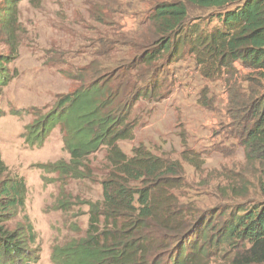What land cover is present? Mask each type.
<instances>
[{
	"label": "trees",
	"instance_id": "obj_1",
	"mask_svg": "<svg viewBox=\"0 0 264 264\" xmlns=\"http://www.w3.org/2000/svg\"><path fill=\"white\" fill-rule=\"evenodd\" d=\"M21 1L0 0V29L13 53ZM129 1L89 0L92 17L107 32L97 30L91 61L75 71L81 86L30 127V142L40 144L63 128L70 162L52 165L63 175L84 178L86 160L107 150L102 198L84 203L85 235L55 247L53 263L264 264V0ZM115 15L119 21L132 17L138 26L126 30ZM10 59L0 55V93L11 80ZM185 61L203 80L221 83L230 134L248 166L236 176L219 172L229 182L215 187L212 175L202 179L204 160L190 149L181 160L201 174L199 181L179 160L142 146L128 156L118 145L134 138L139 101L165 98ZM203 97L199 103L208 107ZM201 191L210 203L190 197ZM25 200L24 179L8 177L0 151V264L38 260L28 217L14 224Z\"/></svg>",
	"mask_w": 264,
	"mask_h": 264
},
{
	"label": "rangeland",
	"instance_id": "obj_2",
	"mask_svg": "<svg viewBox=\"0 0 264 264\" xmlns=\"http://www.w3.org/2000/svg\"><path fill=\"white\" fill-rule=\"evenodd\" d=\"M88 2H19L13 36L18 49L14 53L0 29V55L12 58L7 64L11 80L0 93V151L8 177L22 178L26 183L25 207L14 224L24 223L27 216L33 225L38 255L35 264H54L55 247L84 237L89 219V207L84 203L102 198L101 183L109 172L106 149L86 160L84 178L56 171L53 164L70 162L60 125L41 144L29 139L30 127L51 113L61 97L81 86L75 71L91 61L97 30L107 32L92 17L95 6ZM121 2L126 6L130 1ZM112 17L126 30L138 26L132 17L124 16L121 21L118 15ZM177 66L181 69L175 71L176 83L170 93L158 100H140L135 109L138 125L134 138L118 145L128 156L142 146L155 156L179 160L190 179L199 181L201 174L181 160L182 153L190 149L204 160L202 179L212 175L216 180H211V187H215L225 182L219 172L228 170L236 176L248 168L244 150L230 134L228 95L221 83L207 82L196 74L192 61ZM204 95L209 99L208 107L199 103ZM250 179L255 182L253 173ZM192 196L206 203L212 200L205 191L190 193Z\"/></svg>",
	"mask_w": 264,
	"mask_h": 264
}]
</instances>
